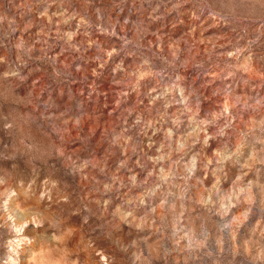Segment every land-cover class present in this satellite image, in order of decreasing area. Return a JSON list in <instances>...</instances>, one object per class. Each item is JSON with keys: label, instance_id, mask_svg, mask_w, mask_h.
Segmentation results:
<instances>
[{"label": "rangeland", "instance_id": "obj_1", "mask_svg": "<svg viewBox=\"0 0 264 264\" xmlns=\"http://www.w3.org/2000/svg\"><path fill=\"white\" fill-rule=\"evenodd\" d=\"M0 264H264V0H0Z\"/></svg>", "mask_w": 264, "mask_h": 264}]
</instances>
